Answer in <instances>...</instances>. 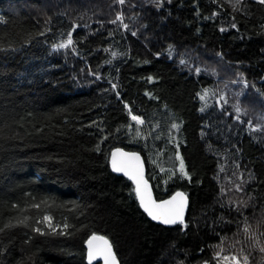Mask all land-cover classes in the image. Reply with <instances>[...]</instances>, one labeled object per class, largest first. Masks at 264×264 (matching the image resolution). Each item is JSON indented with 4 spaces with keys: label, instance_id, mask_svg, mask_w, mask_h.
<instances>
[{
    "label": "trees",
    "instance_id": "obj_1",
    "mask_svg": "<svg viewBox=\"0 0 264 264\" xmlns=\"http://www.w3.org/2000/svg\"><path fill=\"white\" fill-rule=\"evenodd\" d=\"M117 146L187 192L183 224L147 216ZM0 229V264H89L93 233L120 264H264V3L0 0Z\"/></svg>",
    "mask_w": 264,
    "mask_h": 264
},
{
    "label": "snow or ice",
    "instance_id": "obj_2",
    "mask_svg": "<svg viewBox=\"0 0 264 264\" xmlns=\"http://www.w3.org/2000/svg\"><path fill=\"white\" fill-rule=\"evenodd\" d=\"M261 3H264V0H260ZM119 3L123 4L124 0H119ZM121 17L118 15L117 20H120ZM115 22V21H114ZM125 27H127L125 25ZM235 27V25H233ZM71 33H69V39L65 44L59 45V47H66L67 45L71 44ZM115 56L116 54L113 53ZM183 64L184 61H181ZM199 71V69H197ZM203 99V97H201ZM203 110V109H201ZM240 109L237 108V112ZM132 119L137 123H142L139 117L132 116ZM173 127H177V125H173ZM138 157L136 154H128L123 153L122 150L116 149L112 153V168L115 172H123L126 176H129L130 179L134 181L136 184L135 192L137 198L139 199L140 206L144 209V211L150 216L153 220H157L162 222L163 224L170 225L184 223V209L187 203V199L184 193L177 192L174 196H172L169 200H162L157 203L155 200L152 199L150 192L147 190V182L143 180V176L139 170L138 164L135 163L138 161ZM180 173L184 176H187V172L184 169L183 161L180 162ZM239 190V189H237ZM38 207V206H37ZM45 220H50V217H45ZM19 223H23V221H19ZM11 224L5 225V228L11 227ZM67 227V225H65ZM54 230V229H53ZM2 231V229H0ZM36 231H40L39 228ZM246 233L250 232L248 226L244 228ZM259 235H264V233H260ZM250 239L253 240L254 246L259 248L261 253H264V245L260 244L259 237L255 234L250 235ZM88 245V259L89 264L97 257L103 259L104 264H117V260L115 254L112 250V245L106 237L96 235L93 233L88 240L86 241ZM219 256V253H217ZM236 259V257H233ZM245 264H247L248 257H244Z\"/></svg>",
    "mask_w": 264,
    "mask_h": 264
},
{
    "label": "water",
    "instance_id": "obj_3",
    "mask_svg": "<svg viewBox=\"0 0 264 264\" xmlns=\"http://www.w3.org/2000/svg\"><path fill=\"white\" fill-rule=\"evenodd\" d=\"M116 149H120L122 150L123 153H128V154H136V156L139 158L138 161H136L135 163L138 164V167H139V170L143 176V180L147 182V190L150 192L151 194V197L153 200H155L157 203H159L160 201L162 200H169L172 196H174L177 192H181V193H184L185 194V197L187 199V203H186V206H185V209H184V222H185V218H186V214H187V211H188V206H189V197H188V194L187 192H185L184 190L182 189H176L174 192H172L170 195L164 197V198H161V199H158L155 195V192H154V188H153V185H152V182L151 180L147 177V169H146V163H145V160H144V157L142 155V153L138 150H130V149H126V148H123L121 146H117V147H114L111 152H110V156H109V166L111 168V170L113 171V168H112V163H111V159H112V153L116 150ZM114 173L118 174V175H122L124 177H126L129 181L132 182L133 186H134V190L136 188V184L134 183V181L132 179L129 178V176H126L123 172H115L113 171ZM136 194V192H135ZM136 198H137V195H136ZM138 202H139V199L137 198ZM139 205H140V202H139ZM141 207V206H140ZM142 208V207H141ZM142 210L144 211V209L142 208ZM145 212V211H144ZM146 213V212H145ZM147 214V213H146ZM148 216V214H147ZM152 221L156 222V223H159V224H162V225H165V226H173V225H176V224H179V223H176V224H170V225H166V224H163L162 222L160 221H157V220H153L150 216H148ZM96 234V233H95ZM96 235H99V236H103V237H106L104 235H101V234H96ZM91 236V235H90ZM89 236V237H90ZM88 237V238H89ZM87 238V240H88ZM107 238V237H106ZM108 239V238H107ZM86 240V241H87ZM109 240V239H108ZM110 242V240H109ZM111 243V242H110ZM85 245H86V258H87V261L89 263V259H88V245L87 243L85 242ZM112 245V244H111ZM112 250H113V246H112ZM114 252V250H113ZM115 254V252H114ZM116 257V255H115ZM116 260H117V264H120V262L118 261L117 257H116ZM95 262H99V264H104V261L102 258L100 257H97V259L93 260L91 262V264L95 263Z\"/></svg>",
    "mask_w": 264,
    "mask_h": 264
},
{
    "label": "rangeland",
    "instance_id": "obj_4",
    "mask_svg": "<svg viewBox=\"0 0 264 264\" xmlns=\"http://www.w3.org/2000/svg\"><path fill=\"white\" fill-rule=\"evenodd\" d=\"M201 264H209L208 262H203V263H201Z\"/></svg>",
    "mask_w": 264,
    "mask_h": 264
}]
</instances>
